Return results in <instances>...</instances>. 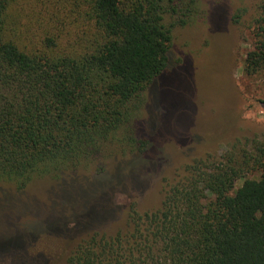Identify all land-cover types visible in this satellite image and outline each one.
<instances>
[{
	"label": "trees",
	"instance_id": "trees-1",
	"mask_svg": "<svg viewBox=\"0 0 264 264\" xmlns=\"http://www.w3.org/2000/svg\"><path fill=\"white\" fill-rule=\"evenodd\" d=\"M189 1L0 0V183L61 182L117 155L114 143L142 153L127 125L169 63L166 17ZM260 9L249 75L264 72ZM127 218L126 230L88 234L66 264H264V148L192 161L158 209L132 204Z\"/></svg>",
	"mask_w": 264,
	"mask_h": 264
},
{
	"label": "rangeland",
	"instance_id": "rangeland-1",
	"mask_svg": "<svg viewBox=\"0 0 264 264\" xmlns=\"http://www.w3.org/2000/svg\"><path fill=\"white\" fill-rule=\"evenodd\" d=\"M262 1L190 0L166 17L169 63L127 125L146 140L142 153L122 156L114 143L117 155L61 182L37 178L21 192L0 183V264H66L88 234L126 230L132 204L158 209L192 161L264 148V72L244 70Z\"/></svg>",
	"mask_w": 264,
	"mask_h": 264
}]
</instances>
